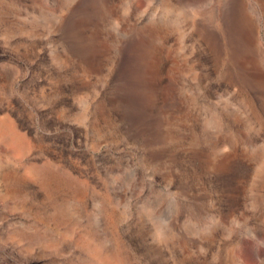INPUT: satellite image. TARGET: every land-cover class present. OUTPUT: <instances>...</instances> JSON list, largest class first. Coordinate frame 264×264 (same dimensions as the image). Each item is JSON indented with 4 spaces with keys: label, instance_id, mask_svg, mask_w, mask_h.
<instances>
[{
    "label": "rangeland",
    "instance_id": "obj_1",
    "mask_svg": "<svg viewBox=\"0 0 264 264\" xmlns=\"http://www.w3.org/2000/svg\"><path fill=\"white\" fill-rule=\"evenodd\" d=\"M0 264H264V0H0Z\"/></svg>",
    "mask_w": 264,
    "mask_h": 264
}]
</instances>
